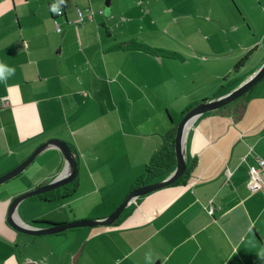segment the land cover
I'll use <instances>...</instances> for the list:
<instances>
[{"label":"crops","instance_id":"0c3cea01","mask_svg":"<svg viewBox=\"0 0 264 264\" xmlns=\"http://www.w3.org/2000/svg\"><path fill=\"white\" fill-rule=\"evenodd\" d=\"M164 5L165 13L163 0H111L109 10L105 0H0V63L15 69L0 82V176L52 138L74 149L78 167L72 193L24 198L17 224L110 215L187 110L264 63V0ZM88 8L93 19L78 22ZM185 151L186 180L136 197L119 222L35 236L7 216L14 197L66 173L63 153L43 149L0 184V264H264V188L252 190L248 175L264 160V79L198 115Z\"/></svg>","mask_w":264,"mask_h":264},{"label":"water","instance_id":"95a60500","mask_svg":"<svg viewBox=\"0 0 264 264\" xmlns=\"http://www.w3.org/2000/svg\"><path fill=\"white\" fill-rule=\"evenodd\" d=\"M110 1L111 0H105V8L107 10H109ZM263 78H264V63L250 77H248L245 81L239 83L235 88L231 89L230 91L226 92L223 95L212 98L208 101H203L201 103H198L197 105H194L188 111H186L177 125L176 133L174 136V148L176 155V166L174 170L167 177H165L160 181L145 184L130 190V192L126 195L124 200L116 207V209L110 215L101 219L78 220L70 223L51 225L49 227H43V228H38L34 226L24 227L22 225L17 224L13 220V214L15 208L21 200H23L24 198H28L31 196H35L38 194H42L57 189L71 182L77 175L78 167H77L76 159L69 145L65 141L57 138H52L43 142L22 163H20L18 166H16L14 169L7 172L6 174L0 176V184L20 174L43 149L50 146L57 147L63 153L68 165L67 171L66 173L59 176L54 181H51L31 191L21 193L16 197H14L8 209V216H7L8 223L19 232L35 235V236L59 233L66 231L68 229L78 228V227L112 225L116 220H118V218L120 217L126 206L133 199L142 195L149 194L156 190L162 189L164 187H167L173 184L180 176L183 175V173L187 168L186 158H185L186 156L185 135L188 130V127L198 115L202 113L218 110L219 108L234 102L241 96L245 95L251 88H253V86H255Z\"/></svg>","mask_w":264,"mask_h":264},{"label":"trees","instance_id":"16d2710c","mask_svg":"<svg viewBox=\"0 0 264 264\" xmlns=\"http://www.w3.org/2000/svg\"><path fill=\"white\" fill-rule=\"evenodd\" d=\"M145 49L147 50V48H145ZM230 90H231L230 87H221L219 89V91L214 95L213 98L218 97L220 95H223V94H225L226 92H228ZM230 104H228V105H230ZM228 105H225V106H228ZM225 106H223V107H225ZM223 107H221V108H223ZM221 108H219V109H221ZM174 135L175 134L171 135V137H170L171 142L169 144L165 143V145H163V148L160 149L159 151H157L152 156L149 164L145 168V171H144L143 175L140 176L137 179V181L132 186V189L137 188V187L142 186V185H145V184H149V183H153V182H156V181H160V180L164 179L165 177H167L174 170V168L176 166V155H175V148H174ZM69 147H70V149H71V151H72V153H73V155H74V157L76 159L77 156H76V153L74 152V149L70 145H69ZM76 162H77V159H76ZM187 163H188V161H187V158H186V164ZM188 173H189V170H188V164H187V168H186L185 172L183 173V175L180 176L171 185H176V184L184 182L186 180V178L188 177ZM75 186H76V180L74 178L71 182H69V183H67V184H65V185H63V186H61V187H59L57 189L51 190L49 192H45L44 194H41L39 196H46V195L49 194V195H51V196H49L50 200H58V199H61L63 196H68L70 193H72L74 191V189H75ZM61 191H65V193H63L62 195H59V192H61ZM53 193H58V194H56L55 196H52ZM119 218H118L117 222L120 221Z\"/></svg>","mask_w":264,"mask_h":264},{"label":"built area","instance_id":"2783aa9c","mask_svg":"<svg viewBox=\"0 0 264 264\" xmlns=\"http://www.w3.org/2000/svg\"><path fill=\"white\" fill-rule=\"evenodd\" d=\"M56 14H57V16L62 15L63 10L60 7L57 8ZM93 15H94L93 11L90 10L89 8L86 10L79 9L77 11V17H78L77 21L82 22L84 20L93 19ZM53 22H54L56 31H61V28H60L57 20L54 19ZM3 104L8 105L9 101L7 99H4ZM248 175L250 178V188L252 190L263 189L264 188V160L258 159V166H250L249 171H248ZM209 204L210 205L208 207L207 212L210 215H212L214 210H215V206H214L212 200L209 202Z\"/></svg>","mask_w":264,"mask_h":264},{"label":"clouds","instance_id":"9594fccd","mask_svg":"<svg viewBox=\"0 0 264 264\" xmlns=\"http://www.w3.org/2000/svg\"><path fill=\"white\" fill-rule=\"evenodd\" d=\"M15 74V69L0 63V82L6 81Z\"/></svg>","mask_w":264,"mask_h":264},{"label":"rangeland","instance_id":"374dc122","mask_svg":"<svg viewBox=\"0 0 264 264\" xmlns=\"http://www.w3.org/2000/svg\"><path fill=\"white\" fill-rule=\"evenodd\" d=\"M166 1H167V0H163V13H165V10H166V6L164 5ZM170 15H171V14H170ZM263 79H264V78H263ZM259 82H260V81H259ZM259 82H258V83H259ZM258 83H257V84H258ZM257 84H256V85H257ZM256 85H255V86H256ZM255 86H253V87H255ZM177 112H178V111H176V113H177ZM177 120H178V119H177V114H175V119H174V121H177ZM177 122H178V121H177ZM48 140H49V139H48ZM29 156H30V155H29ZM29 156H28V157H29ZM11 181H12V180H11Z\"/></svg>","mask_w":264,"mask_h":264}]
</instances>
